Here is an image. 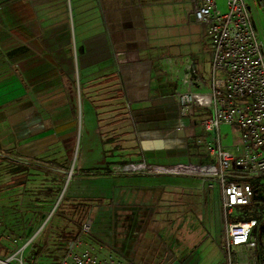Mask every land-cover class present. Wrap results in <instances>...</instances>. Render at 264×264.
Returning <instances> with one entry per match:
<instances>
[{
    "label": "crops",
    "instance_id": "obj_1",
    "mask_svg": "<svg viewBox=\"0 0 264 264\" xmlns=\"http://www.w3.org/2000/svg\"><path fill=\"white\" fill-rule=\"evenodd\" d=\"M191 1L0 0V158L53 164L60 176L57 166L73 163L84 109L100 159L97 167L71 163L57 199L92 201L85 219L95 235L71 240L66 223L51 233L58 258L43 248L30 264H70L67 254L83 250L105 264H221L222 192L198 172L218 168L214 134L202 126L211 111L193 105L182 114L178 99L209 97L203 77L221 87ZM228 132L231 144H219L236 158L240 131ZM138 163L195 172L126 170ZM232 169L230 179L247 183L242 167Z\"/></svg>",
    "mask_w": 264,
    "mask_h": 264
},
{
    "label": "built area",
    "instance_id": "obj_2",
    "mask_svg": "<svg viewBox=\"0 0 264 264\" xmlns=\"http://www.w3.org/2000/svg\"><path fill=\"white\" fill-rule=\"evenodd\" d=\"M218 0H192L191 16L201 25L212 44V73L221 72L224 82L221 87L212 86L210 105L202 101V95L183 92L178 96L181 113L191 107H206L211 116L202 122L207 133L215 137L218 168L201 167L198 172L205 177H215L222 192V210L225 219L224 241L221 245V264H255L243 260L242 254L253 250L256 242L252 230L257 226L254 219L227 222V216L234 208L248 206L255 197L249 183L231 180L233 164L242 167L246 177L264 174V25L257 29L245 0H224L221 10ZM256 8L264 17V1L254 0ZM222 125L236 126L243 145L240 156L219 144L218 131ZM128 172L145 173H193L186 168H160L150 170L142 163L127 166ZM91 222L86 219L80 228V235H88ZM233 254V255H232ZM70 264H105L89 250L69 252ZM62 264H66L65 261ZM264 264V262H261Z\"/></svg>",
    "mask_w": 264,
    "mask_h": 264
},
{
    "label": "rangeland",
    "instance_id": "obj_3",
    "mask_svg": "<svg viewBox=\"0 0 264 264\" xmlns=\"http://www.w3.org/2000/svg\"><path fill=\"white\" fill-rule=\"evenodd\" d=\"M245 2L259 30L264 25L262 12L256 8L254 0H245ZM217 3L219 8L224 10V0H218ZM215 74L217 83L221 78L220 86L222 88L224 76L219 71ZM202 79V87L210 90L212 87L210 81L205 77ZM202 98L206 105H210L209 97L202 95ZM85 114L86 111L83 109L82 115L80 114L79 117L81 126L79 127L73 163L69 157L63 165L57 166V168L64 169L60 176L54 172L56 166L53 164L44 166L43 162L31 160L27 161L26 166H23L10 159L0 158V261L12 257L9 264H30V258L34 256L36 249L41 247L43 243H46L44 248H47L48 258L53 260L58 258L59 253L54 252L56 239L51 236V233L57 229L60 230L67 223L65 220L58 218L63 214L59 210L61 201L56 204L61 192L60 188H63L61 184L68 178L71 163L73 166H78V168H88L89 166L97 167L100 161L95 145L96 127L89 125V120L87 121L84 118ZM229 130L230 126L222 125L219 127L218 134L222 146L232 142ZM87 147L91 148L89 153L85 151ZM233 167L234 164L229 169ZM14 169L17 172H14ZM231 180L239 179L232 177ZM246 182L258 191L255 193L250 205L234 208L233 214L227 216V222L248 219L257 221V226L252 230L256 247L243 253L241 258L253 261L255 264H261V262H264V174L257 177H247ZM67 184L65 192L68 195ZM64 209L65 207L62 211H66L67 215L70 214V209ZM85 215V212H77L73 218L75 222L80 223ZM44 217H47L45 223ZM87 219L91 222V231L88 235H95V225L92 223L91 217ZM206 229L209 230L208 223H206ZM174 241H180L177 233L174 235ZM223 241L224 231L218 244L223 243ZM215 256H211L210 261H213ZM218 260L216 258L212 264H216Z\"/></svg>",
    "mask_w": 264,
    "mask_h": 264
},
{
    "label": "trees",
    "instance_id": "obj_4",
    "mask_svg": "<svg viewBox=\"0 0 264 264\" xmlns=\"http://www.w3.org/2000/svg\"><path fill=\"white\" fill-rule=\"evenodd\" d=\"M20 170V168H19ZM24 170V169H23ZM22 171V170H20ZM14 172H17V170L15 171L14 169ZM85 175L89 176V175H96L95 173H92V172H86ZM89 202H92V201H71V203L69 204L67 202L66 199H62L60 204H59V210L63 213L62 215H60V217H58L59 219L60 218H67V224H72V231H71V237L70 239L71 240H74L75 238H78L79 235H80V228H81V225L83 224V222L86 220L85 219V216L83 217L82 221L80 223L78 222H75L73 216L75 213H84L86 212V208H89L90 207V203ZM65 207V209H70V214H68V216L66 215V211H62V209ZM64 209V210H65ZM67 239V238H66ZM44 244L46 243H43V245H41V247L37 248L36 249V252L34 254L33 257H37L41 250L44 248ZM63 256L65 254V252L63 251L62 252Z\"/></svg>",
    "mask_w": 264,
    "mask_h": 264
},
{
    "label": "bare ground",
    "instance_id": "obj_5",
    "mask_svg": "<svg viewBox=\"0 0 264 264\" xmlns=\"http://www.w3.org/2000/svg\"><path fill=\"white\" fill-rule=\"evenodd\" d=\"M45 218V217H44ZM47 221V217L44 219V223ZM19 252V251H18ZM12 260V257H9L3 261H0V264H9L10 261Z\"/></svg>",
    "mask_w": 264,
    "mask_h": 264
},
{
    "label": "water",
    "instance_id": "obj_6",
    "mask_svg": "<svg viewBox=\"0 0 264 264\" xmlns=\"http://www.w3.org/2000/svg\"><path fill=\"white\" fill-rule=\"evenodd\" d=\"M191 19L193 20L192 16H191ZM60 199H61V197L59 198V200L57 201V203H56V204H58V203H59Z\"/></svg>",
    "mask_w": 264,
    "mask_h": 264
}]
</instances>
